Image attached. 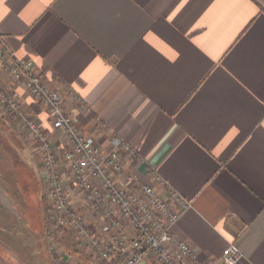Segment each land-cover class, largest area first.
Masks as SVG:
<instances>
[{
  "label": "crops",
  "instance_id": "crops-1",
  "mask_svg": "<svg viewBox=\"0 0 264 264\" xmlns=\"http://www.w3.org/2000/svg\"><path fill=\"white\" fill-rule=\"evenodd\" d=\"M0 32L61 92L84 133L103 148L129 142L144 159L134 170L140 182L153 165L190 201L173 232L200 259L223 264V248L235 242V264H264V0H0ZM0 83L19 96L21 113L46 117L2 70ZM12 116L0 126L45 180L33 137L27 144L21 114ZM45 127L68 182L61 137ZM123 162L129 169L124 154ZM80 196L72 192L69 205L100 227ZM17 205L0 181L1 224L18 217ZM71 253L77 264H93Z\"/></svg>",
  "mask_w": 264,
  "mask_h": 264
},
{
  "label": "built area",
  "instance_id": "built-area-1",
  "mask_svg": "<svg viewBox=\"0 0 264 264\" xmlns=\"http://www.w3.org/2000/svg\"><path fill=\"white\" fill-rule=\"evenodd\" d=\"M0 70L22 83L46 111L44 119L21 113L19 96L0 83V110L21 114L45 172L49 218L53 222L45 239L48 249L55 252V264H77L74 258L56 253V237L67 228L73 232L74 247L89 252L102 264H211L173 232L190 201L168 187L153 165H145L149 181L140 182L134 170L144 159L129 142L117 138L112 147L103 148L84 133L64 111L61 92L45 83L32 59L16 56L1 32ZM65 89L66 94L75 96L72 89ZM46 122L61 137L69 185L59 169ZM123 154L130 162L129 169L125 168ZM161 188H168L167 196ZM72 192L82 194L86 206L100 219V227L91 226L79 210L69 205ZM241 255L238 244L231 242L222 250V263L235 264Z\"/></svg>",
  "mask_w": 264,
  "mask_h": 264
},
{
  "label": "rangeland",
  "instance_id": "rangeland-1",
  "mask_svg": "<svg viewBox=\"0 0 264 264\" xmlns=\"http://www.w3.org/2000/svg\"><path fill=\"white\" fill-rule=\"evenodd\" d=\"M14 114L16 113L0 110V118L7 119L10 115L13 118ZM6 129L8 130L7 126H0V181L5 185L8 196L18 203L16 211L19 215L12 219L9 226L5 227L0 223V264H55L53 261L55 252L48 249L45 239L46 231L53 227V222L49 218L46 181L43 180L36 164H33L34 160L30 162L28 157L23 154L22 156L14 147V143L10 142ZM19 134L28 142L27 144L33 142L31 134L24 132ZM64 167L66 168V165ZM6 171L13 177L18 176L19 181H14L13 177L7 178V175L3 174ZM66 184L69 185L67 181ZM81 196L78 197L80 200ZM22 202H25V205L22 206ZM85 214L87 218L94 219L89 210L85 211ZM23 217L26 218V222ZM56 238V253L77 260L76 254L71 253L72 250H77L73 244L72 230L67 228ZM40 239L43 245L39 242ZM77 251L93 264H102L89 252Z\"/></svg>",
  "mask_w": 264,
  "mask_h": 264
}]
</instances>
